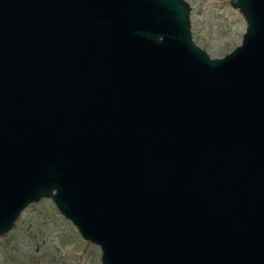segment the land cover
Segmentation results:
<instances>
[{
	"label": "water",
	"instance_id": "1",
	"mask_svg": "<svg viewBox=\"0 0 264 264\" xmlns=\"http://www.w3.org/2000/svg\"><path fill=\"white\" fill-rule=\"evenodd\" d=\"M219 57L186 0H0V235L50 197L103 264H264V0Z\"/></svg>",
	"mask_w": 264,
	"mask_h": 264
},
{
	"label": "rangeland",
	"instance_id": "2",
	"mask_svg": "<svg viewBox=\"0 0 264 264\" xmlns=\"http://www.w3.org/2000/svg\"><path fill=\"white\" fill-rule=\"evenodd\" d=\"M194 41L213 57L232 50L246 29L229 0H186ZM99 246L81 236L50 197L32 202L0 235V264H103Z\"/></svg>",
	"mask_w": 264,
	"mask_h": 264
}]
</instances>
